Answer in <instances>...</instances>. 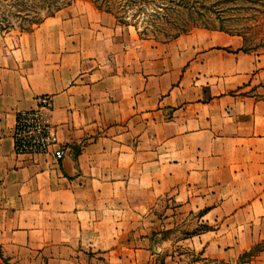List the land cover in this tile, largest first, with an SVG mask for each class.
Segmentation results:
<instances>
[{
    "label": "crops",
    "instance_id": "0c3cea01",
    "mask_svg": "<svg viewBox=\"0 0 264 264\" xmlns=\"http://www.w3.org/2000/svg\"><path fill=\"white\" fill-rule=\"evenodd\" d=\"M90 6L0 31V264H155L166 198L203 226L183 264H264V53L207 29L154 45ZM43 96L60 162L14 150Z\"/></svg>",
    "mask_w": 264,
    "mask_h": 264
},
{
    "label": "rangeland",
    "instance_id": "374dc122",
    "mask_svg": "<svg viewBox=\"0 0 264 264\" xmlns=\"http://www.w3.org/2000/svg\"><path fill=\"white\" fill-rule=\"evenodd\" d=\"M57 1L58 4L55 0H0V31L7 33L29 31L45 20L43 18L48 15L47 9L56 5L62 8L58 13L55 11L54 17L58 19L71 15V10L77 3L86 4L88 7L90 3L93 5L89 0ZM68 1L69 5L66 6ZM155 2L146 6L147 14L141 15L140 19H137L132 12L126 15L128 19H123L130 25L138 26L140 31L138 34L142 40L163 46L193 30L207 29L241 37L244 50H259L264 53V0H156ZM94 8L96 9L95 6ZM81 9L87 11V8ZM98 12L101 13L97 9L94 11L96 19L100 17ZM105 19H115V17L108 15ZM152 220L158 229V232L154 233L153 240H157L161 247L160 256L156 258L155 264H165L170 257L177 264L201 260L196 252H186L188 258L180 259L179 257L185 254V248L177 245L184 238L198 235L203 230L197 216L179 210L177 204L166 198L154 207V212L150 216L144 217V225L147 229L144 238L150 237L147 234L151 229ZM148 245L150 247L148 250L153 252L152 244ZM156 250L158 249L155 248ZM240 264H251V259L243 255Z\"/></svg>",
    "mask_w": 264,
    "mask_h": 264
},
{
    "label": "built area",
    "instance_id": "2783aa9c",
    "mask_svg": "<svg viewBox=\"0 0 264 264\" xmlns=\"http://www.w3.org/2000/svg\"><path fill=\"white\" fill-rule=\"evenodd\" d=\"M52 102L48 96L39 97L37 106L17 115L13 131L14 150L17 155L51 156L60 162L67 148L49 124Z\"/></svg>",
    "mask_w": 264,
    "mask_h": 264
},
{
    "label": "trees",
    "instance_id": "16d2710c",
    "mask_svg": "<svg viewBox=\"0 0 264 264\" xmlns=\"http://www.w3.org/2000/svg\"><path fill=\"white\" fill-rule=\"evenodd\" d=\"M55 1L58 4V1L57 0ZM89 1H91L93 5L96 7V9L100 11L101 13H105V14L115 17V19L119 22V24L123 26L135 27L138 33H140V31L137 25H130L127 22H124L123 19L124 20L128 19L126 15L129 12H132L133 15L137 19H140L141 15L143 16L147 14L146 6L156 3L155 2L156 0H89ZM68 3L69 1L65 5L68 6L69 5ZM54 8L51 7L50 9H47L48 15L46 18H43V19L54 17L55 14L61 11L62 9V8L60 9L59 7H56L54 10ZM155 15H159V13H155ZM148 16H151V15L148 14ZM258 252H260L259 249L257 250L253 249L250 253L245 254V256H248L250 259H252L253 257L257 256Z\"/></svg>",
    "mask_w": 264,
    "mask_h": 264
}]
</instances>
